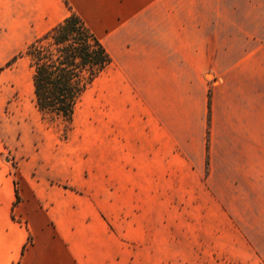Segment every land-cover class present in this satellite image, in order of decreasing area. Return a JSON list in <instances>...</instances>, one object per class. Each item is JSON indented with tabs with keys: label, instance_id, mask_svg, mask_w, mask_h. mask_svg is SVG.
Here are the masks:
<instances>
[{
	"label": "crops",
	"instance_id": "crops-1",
	"mask_svg": "<svg viewBox=\"0 0 264 264\" xmlns=\"http://www.w3.org/2000/svg\"><path fill=\"white\" fill-rule=\"evenodd\" d=\"M72 12L105 34L112 58L110 186L126 187L133 167L155 180L160 166L176 164L185 174L203 173L218 195L249 187L264 197V26L257 15L244 23L144 0H0V70L16 57L13 65L29 60L21 54ZM30 64L19 70L33 71ZM34 108L32 121L11 126L0 117V264H130L115 262L113 232L88 199L65 187L75 186L71 173L80 175L81 160L51 146ZM110 203L112 215L113 191ZM254 235L264 253V230Z\"/></svg>",
	"mask_w": 264,
	"mask_h": 264
},
{
	"label": "rangeland",
	"instance_id": "rangeland-1",
	"mask_svg": "<svg viewBox=\"0 0 264 264\" xmlns=\"http://www.w3.org/2000/svg\"><path fill=\"white\" fill-rule=\"evenodd\" d=\"M144 3L162 9H210L218 11L220 18L226 16L244 23L252 14L257 15L259 26H264V0ZM99 39L105 45L104 33ZM27 57L29 60L21 59L0 70V117H5L11 126L37 116L33 71L29 65L19 70L23 61H31ZM107 120L105 71L82 94L71 123L42 115V131L53 140L51 146L65 147L75 153L76 160L80 158V175L78 169L71 173L75 186L65 187L88 199L90 210L103 217L108 231L113 232L115 262L128 259L130 264H208L218 260L223 264H262L264 253L256 250L254 229L264 230V197L256 193L257 189H227L229 193L221 196L216 188L207 186L203 173L185 174L176 164L160 166L155 180L145 178L133 167L124 177L126 187H118L116 182L112 187L107 181Z\"/></svg>",
	"mask_w": 264,
	"mask_h": 264
},
{
	"label": "trees",
	"instance_id": "trees-1",
	"mask_svg": "<svg viewBox=\"0 0 264 264\" xmlns=\"http://www.w3.org/2000/svg\"><path fill=\"white\" fill-rule=\"evenodd\" d=\"M24 55L31 58L34 71L36 108L67 123L73 121L82 94L112 63L105 45L75 12L34 41ZM210 104L211 93L209 109Z\"/></svg>",
	"mask_w": 264,
	"mask_h": 264
}]
</instances>
